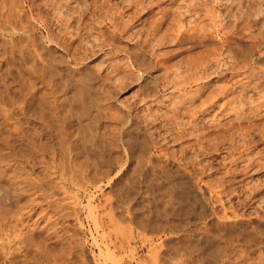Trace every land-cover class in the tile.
I'll return each mask as SVG.
<instances>
[{"label": "rangeland", "instance_id": "obj_1", "mask_svg": "<svg viewBox=\"0 0 264 264\" xmlns=\"http://www.w3.org/2000/svg\"><path fill=\"white\" fill-rule=\"evenodd\" d=\"M46 1L52 150L0 142V220L32 230L0 264H264V0Z\"/></svg>", "mask_w": 264, "mask_h": 264}, {"label": "bare ground", "instance_id": "obj_2", "mask_svg": "<svg viewBox=\"0 0 264 264\" xmlns=\"http://www.w3.org/2000/svg\"><path fill=\"white\" fill-rule=\"evenodd\" d=\"M44 1V0H43ZM141 1V0H140ZM205 1V0H204ZM212 1V0H211ZM48 2V0L46 1ZM53 2V1H52ZM67 2V0H66ZM86 2V1H85ZM138 2V1H137ZM142 2V1H141ZM217 2V0H216ZM216 2H212L211 4H214ZM233 2V1H232ZM254 2V0H253ZM56 3V2H55ZM54 3V4H55ZM88 3V2H87ZM210 3V2H209ZM69 4V2H68ZM140 4V2H139ZM138 4V5H139ZM201 4V3H200ZM199 4V5H200ZM203 4V3H202ZM46 9L48 10V4H46ZM61 5V4H60ZM143 5V4H142ZM145 5V4H144ZM197 5V4H196ZM198 5V7H199ZM5 8L6 11H3L2 8ZM45 6V4H44ZM43 6V8H44ZM53 5H51L52 7ZM90 10L92 11H101L104 8L107 11V9H112V4L110 0H90L89 5ZM137 6V5H135ZM41 6L37 7L34 5L33 0H1L0 4V142L3 141V144H14L12 141H19L21 144H24L25 147V153L21 154V157L26 156V159H28V153L35 152L34 154L38 155L39 157H44L46 153H49V149H51V145L48 146V143L43 141V135L47 134L46 132L51 130V121L52 119V111H56V103L58 93L56 89V84L53 82V76H56L53 68L51 59V53L53 52L51 50L48 37H46V41L48 43L46 44V47L44 49V54L38 52L35 44L34 39L30 35V28L27 24H24L23 19L26 16V11H41L45 10L40 8ZM50 7V6H49ZM72 7V6H71ZM134 7V6H133ZM183 7V6H182ZM197 7V8H198ZM204 7H206L207 11H210L213 9H209L210 7H207V4ZM216 7V6H215ZM67 8V7H66ZM136 8V7H135ZM141 8V6H140ZM195 8V7H194ZM56 9V8H54ZM87 9V8H86ZM200 9V8H199ZM202 10V9H201ZM225 10V9H224ZM240 10V9H239ZM52 11V10H51ZM57 11V10H56ZM198 11V10H197ZM206 11V12H207ZM228 11V10H227ZM46 12V11H45ZM29 13V12H28ZM35 13V12H34ZM31 14V13H30ZM38 14V13H37ZM31 17V15H29ZM131 16V15H130ZM209 16V15H208ZM28 21V15L26 16ZM207 17V16H206ZM38 18V17H37ZM40 18V17H39ZM26 19V18H25ZM154 21V20H153ZM155 22V21H154ZM241 22V21H240ZM26 23H29L26 21ZM199 23V22H198ZM200 24V23H199ZM212 24V23H211ZM194 27V26H193ZM34 29V26L32 27ZM49 29V28H48ZM51 29V28H50ZM172 29V28H171ZM181 29V27H180ZM189 29V28H188ZM237 29V28H236ZM192 30V29H191ZM48 31V30H47ZM171 31V30H170ZM249 31V30H248ZM34 32V31H33ZM239 32V31H238ZM47 33V32H46ZM178 33V32H177ZM186 33V32H185ZM189 33V32H188ZM112 34V33H111ZM153 34V33H152ZM237 34V33H236ZM51 35V34H50ZM49 35V36H50ZM204 37V36H203ZM202 37V38H203ZM44 38V37H43ZM139 39V38H138ZM37 40V39H36ZM42 40V39H39ZM230 41V40H229ZM20 45H18V44ZM248 43V42H247ZM42 45V44H41ZM67 45V44H66ZM217 46V45H216ZM67 46H65L66 48ZM53 49V48H52ZM52 51V52H51ZM53 55V54H52ZM245 55V54H244ZM261 55V54H260ZM138 56V55H137ZM167 56V55H166ZM192 56V55H191ZM61 57V56H60ZM59 59V58H58ZM61 60H58L61 63H65L67 65V60L64 59L62 56L60 58ZM192 59V58H191ZM215 59V58H214ZM56 60V59H55ZM56 61V62H58ZM62 61V62H61ZM67 61V62H66ZM55 62V61H54ZM58 62V63H59ZM3 65L5 67H3ZM62 65V64H61ZM63 66V65H62ZM65 66V65H64ZM61 67V66H59ZM68 69V67H66ZM170 68V67H169ZM194 68V67H193ZM235 68V67H234ZM53 70V74L52 73ZM73 70V69H72ZM68 71V70H67ZM71 71V70H70ZM57 72V71H56ZM60 72V70H59ZM65 73V72H64ZM166 73V72H165ZM65 75V74H60ZM62 76V77H63ZM61 77V78H62ZM177 77V76H176ZM175 77V78H176ZM195 77V76H194ZM193 78V76H192ZM196 78V77H195ZM201 78V77H200ZM55 79V78H54ZM64 80V78L62 79ZM61 80V81H62ZM77 80V79H76ZM196 79L192 80L195 81ZM57 81V80H56ZM79 81V80H78ZM89 81V80H88ZM91 81V80H90ZM169 81V80H168ZM174 81V80H173ZM221 81V80H220ZM70 82V81H69ZM68 83V82H67ZM191 83V82H190ZM60 84V83H59ZM58 84V85H59ZM73 84V83H72ZM62 85V84H61ZM84 85V84H83ZM175 85V84H174ZM179 85V84H178ZM203 85V84H202ZM60 86V85H59ZM97 86V85H96ZM176 86V85H175ZM183 86V85H182ZM60 88V87H59ZM58 88V89H59ZM62 88V87H61ZM81 88V87H80ZM185 88V87H184ZM65 89V88H64ZM79 89V88H78ZM82 89V88H81ZM80 89V90H81ZM85 89V88H84ZM170 89V88H169ZM173 89V88H172ZM200 89V88H199ZM215 89V88H214ZM57 90V91H56ZM60 90V89H59ZM63 90V89H61ZM197 90V89H196ZM209 90V89H208ZM62 92V91H61ZM65 92V91H64ZM174 92V91H173ZM221 92V91H220ZM225 92V91H224ZM187 93V92H185ZM199 93V92H198ZM83 94V92H82ZM193 94V93H192ZM66 95V94H65ZM77 95V94H76ZM238 95V94H237ZM184 96H187L186 94ZM214 96V95H211ZM209 96L210 98H212ZM82 97V96H81ZM215 97V96H214ZM65 98V97H64ZM209 98V99H210ZM225 100V99H224ZM63 101V99H62ZM180 101V100H179ZM208 101V100H207ZM202 102V101H201ZM11 103V104H9ZM59 103V102H58ZM111 103V102H110ZM208 103V102H207ZM213 103V102H212ZM64 104V103H63ZM181 104V103H180ZM221 104V103H220ZM225 104V103H223ZM60 105V104H59ZM209 105V104H208ZM210 106V105H209ZM221 106V105H220ZM58 107V106H57ZM93 107V106H92ZM180 107V105H179ZM202 107V106H201ZM15 109L18 110L16 112ZM95 108V107H94ZM237 110V109H236ZM61 111V110H60ZM198 111V110H197ZM199 111H201L199 109ZM59 112V111H58ZM66 112V111H65ZM173 112V111H172ZM20 113V115L16 114ZM63 113V112H62ZM191 113V111L189 112ZM175 115V114H174ZM193 115V114H192ZM190 116V115H189ZM218 116V115H217ZM181 117V116H180ZM192 117V116H191ZM70 118V117H69ZM128 118V117H127ZM195 118V115H194ZM258 118V117H257ZM25 119H34L38 122L39 125L37 128L33 129L34 131L31 132V129L29 130V124L28 121ZM51 119V120H50ZM166 119V118H165ZM56 120V119H55ZM65 120V119H64ZM254 121V120H253ZM258 121V120H257ZM32 123V122H31ZM63 123V122H62ZM28 124V125H27ZM33 124V123H32ZM57 125V124H55ZM69 125V124H68ZM59 126V125H58ZM62 126V124H61ZM33 127V126H30ZM66 127V126H65ZM241 127V126H240ZM258 127V126H257ZM59 128V127H58ZM88 128V127H87ZM124 128V127H123ZM250 128V127H249ZM53 129V128H52ZM61 131H65L64 126H62ZM114 129V128H113ZM116 129V128H115ZM57 130V129H56ZM214 130V129H213ZM83 132V131H82ZM125 132V131H124ZM214 132V131H213ZM66 133V132H65ZM68 133V131H67ZM219 133V132H218ZM49 134V133H48ZM47 134V135H48ZM221 134V133H220ZM59 135V134H58ZM63 139L65 137V134L63 133ZM74 135V134H73ZM57 136V135H56ZM60 136V135H59ZM88 136V135H87ZM96 136V135H95ZM47 137V136H45ZM58 137V136H57ZM77 137V136H76ZM79 137V136H78ZM121 137V136H120ZM48 138V137H47ZM262 138V137H261ZM59 139V137H58ZM211 139V138H210ZM43 141V142H42ZM48 141V140H47ZM58 141V140H56ZM5 142V143H4ZM59 142V141H58ZM148 142V141H147ZM1 143V144H2ZM52 143V142H50ZM64 143V142H63ZM60 142V148L62 147L64 149V144ZM97 143V142H96ZM142 144V143H141ZM144 144V143H143ZM71 145V144H70ZM79 145V144H78ZM101 145V144H100ZM1 146V145H0ZM3 146V145H2ZM87 146V145H86ZM118 146V145H117ZM12 147V145H11ZM15 147V145H13ZM48 147H51L48 149ZM74 147V146H73ZM76 147V146H75ZM142 147V146H141ZM147 147V146H146ZM3 148H6L3 146ZM59 148V149H60ZM62 148L60 149L62 151ZM105 148V147H104ZM107 148V147H106ZM8 149V148H7ZM9 149H12L9 147ZM15 149V148H14ZM69 149V147H68ZM52 150V149H51ZM54 150V149H53ZM65 150V149H64ZM63 150V151H64ZM102 150V149H101ZM145 150V149H144ZM149 150V149H148ZM14 151V150H13ZM12 151V152H13ZM19 151V150H18ZM22 151V150H21ZM24 151V150H23ZM60 151V152H61ZM79 151V150H78ZM11 152V151H10ZM51 154L55 151H50ZM92 152V151H90ZM5 153V152H4ZM21 153V152H20ZM65 154L64 152H61L59 154ZM111 153V152H110ZM217 153V152H216ZM62 154V155H63ZM103 154V153H102ZM125 154V153H124ZM15 155V154H14ZM66 155V154H65ZM13 156V155H12ZM18 156V155H17ZM61 156V155H60ZM20 157V156H18ZM49 157V154L46 156ZM45 157V158H46ZM53 158V156H50ZM63 157V156H62ZM61 157V159H62ZM92 157V156H91ZM116 157V155H115ZM15 158V157H14ZM33 158V157H32ZM35 158V157H34ZM43 158V159H45ZM12 159V158H11ZM20 159H25L20 158ZM25 159V160H26ZM31 159V156L29 157V160ZM39 159V158H38ZM40 158V160H43ZM66 159V158H65ZM69 159V158H68ZM13 160V159H12ZM15 160V159H14ZM32 160V159H31ZM35 160V159H34ZM55 160V159H54ZM73 160V159H72ZM17 161V160H16ZM18 162V161H17ZM42 162V161H40ZM69 162V161H68ZM77 162V161H76ZM119 162V161H118ZM160 162V161H159ZM45 163V162H43ZM42 163V164H43ZM58 162H56L57 164ZM25 164V163H24ZM60 164V163H58ZM63 163H61L62 166ZM69 164V163H68ZM72 164V163H71ZM74 164V163H73ZM72 164V165H73ZM256 164V163H255ZM48 166L49 164L46 163ZM45 165V166H46ZM25 166V165H23ZM27 166V165H26ZM60 166V165H58ZM57 166V167H58ZM22 167V166H21ZM49 167V166H48ZM56 168V166H54ZM64 166H62L63 168ZM20 168V167H19ZM45 169V167H43ZM50 168V167H49ZM48 168V169H49ZM141 168V167H140ZM51 169V168H50ZM69 169V168H68ZM80 169V168H79ZM52 170V169H51ZM54 170V168H53ZM52 170V171H53ZM81 170V169H80ZM107 170V169H106ZM165 170V169H164ZM205 170V169H204ZM13 171V170H12ZM62 171V170H61ZM65 171V170H64ZM63 172V171H62ZM13 173V172H12ZM17 173V172H16ZM154 174V173H153ZM12 175V174H11ZM15 175V174H14ZM194 175V174H193ZM16 176V175H15ZM226 176V175H225ZM14 177V176H13ZM17 178V177H15ZM93 178V177H92ZM18 179V178H17ZM110 179V178H109ZM15 181V180H14ZM17 181V180H16ZM72 181V180H71ZM36 182V181H35ZM33 184H38L37 183ZM17 183V182H15ZM31 183L28 181V184ZM32 184V183H31ZM42 184V183H41ZM46 184V183H45ZM18 185V183H17ZM135 185V184H134ZM42 186V185H41ZM152 188V187H151ZM207 188V187H206ZM213 188V187H212ZM240 190V189H239ZM43 191V190H42ZM45 193V192H44ZM170 193V192H169ZM165 194V193H164ZM184 196V195H183ZM160 198V197H159ZM160 202V201H159ZM168 204V203H167ZM187 206V205H186ZM194 207V206H193ZM19 209V208H18ZM157 209V208H156ZM20 211V210H19ZM160 211V210H159ZM18 213V212H17ZM152 213V212H151ZM169 214V213H168ZM12 215V214H11ZM17 215V214H15ZM20 215V214H19ZM5 216V215H4ZM2 216V217H4ZM111 216V215H110ZM146 216V215H145ZM184 216V215H183ZM0 216V218H2ZM10 217V216H9ZM14 217V216H13ZM19 218V216H16ZM6 218V217H5ZM8 218V216H7ZM12 216L9 218L11 221ZM115 218V217H114ZM133 218V217H132ZM238 218V217H237ZM15 219V217L13 218ZM112 219V218H111ZM2 220V221H1ZM0 220V250L4 251L5 253V260L10 261V252H7L9 249L11 251L13 245H16L18 243H22L24 241V236L27 235V232L29 236L27 237L29 240L30 235L32 237V234H30L32 230L25 231L22 235L23 231H16L13 224L11 225L9 222H6L5 220ZM17 220V218H16ZM173 220V219H172ZM9 223L11 226H7L8 224H5L9 229H6V226H3V222ZM15 221V220H14ZM110 221V220H109ZM112 221V220H111ZM15 223H18L15 221ZM97 223V221H96ZM101 223V221H100ZM116 223V222H115ZM141 223V222H140ZM99 224V223H98ZM17 225V224H15ZM124 225V224H123ZM126 225V224H125ZM139 225V224H138ZM224 225V224H223ZM227 225V224H226ZM179 226V225H178ZM6 227V228H5ZM169 227V226H168ZM18 228V226H17ZM114 228V227H113ZM178 228V227H177ZM115 229V228H114ZM164 229V228H163ZM19 230V229H18ZM40 231V230H39ZM115 231V230H114ZM113 231V232H114ZM244 231V230H243ZM218 232V231H217ZM259 232V231H258ZM118 233V231H117ZM219 235V234H218ZM46 236V235H45ZM122 236V235H121ZM252 237V236H251ZM125 238V237H124ZM260 238V237H259ZM219 239V238H218ZM237 239V238H236ZM262 239V238H260ZM26 240V239H25ZM124 240V239H123ZM32 241V240H31ZM231 241V240H230ZM259 241V240H258ZM27 243V242H23ZM179 243V242H178ZM197 243V242H196ZM45 246V247H44ZM42 245L43 249L39 253L41 256V263L42 264H49L51 260L50 259V253H49V245ZM184 246V245H183ZM207 247V246H206ZM18 248V247H17ZM16 249V248H14ZM35 249V248H34ZM37 249V248H36ZM39 249V248H38ZM205 249V248H204ZM241 249V248H240ZM199 250V249H198ZM38 251V250H37ZM40 251V250H39ZM38 251V252H39ZM246 251V250H245ZM260 251V250H259ZM37 252V253H38ZM242 252V251H241ZM3 253V252H1ZM211 254V253H210ZM226 254V253H225ZM261 254V253H260ZM201 255V254H200ZM240 255V254H239ZM259 255V254H258ZM9 256V257H8ZM204 256V255H203ZM246 256V255H245ZM264 256V255H262ZM38 257V256H37ZM250 261V260H249ZM248 261V262H249ZM139 262V261H138ZM137 262V263H138ZM247 262V263H248ZM252 262V261H251ZM136 263V264H137ZM156 263V262H155ZM207 263V262H206ZM140 264V263H139ZM214 264V263H213Z\"/></svg>", "mask_w": 264, "mask_h": 264}]
</instances>
